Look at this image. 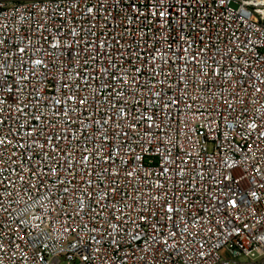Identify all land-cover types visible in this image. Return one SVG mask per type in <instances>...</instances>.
Instances as JSON below:
<instances>
[{"label": "built area", "instance_id": "obj_1", "mask_svg": "<svg viewBox=\"0 0 264 264\" xmlns=\"http://www.w3.org/2000/svg\"><path fill=\"white\" fill-rule=\"evenodd\" d=\"M0 140V264H264V2L0 0Z\"/></svg>", "mask_w": 264, "mask_h": 264}, {"label": "snow or ice", "instance_id": "obj_2", "mask_svg": "<svg viewBox=\"0 0 264 264\" xmlns=\"http://www.w3.org/2000/svg\"><path fill=\"white\" fill-rule=\"evenodd\" d=\"M221 2L223 3L224 0H221ZM262 2H264V0H262ZM161 3H163V0H161ZM91 11H92V10L89 9V12H91ZM159 15H160L161 17H163V16L165 15V13H164V12H160ZM21 50H22V49H21ZM37 63H40V61H37ZM259 90H260V89H257V91H259ZM70 99H73V100H74L75 98H74V97H71ZM57 103H59V101H58ZM79 103L83 104L84 101H83V100H80ZM65 114H66V113H65ZM0 143H3V141L0 140ZM253 195H255V193H253ZM232 204H233L234 207L236 206V205H235V201H232Z\"/></svg>", "mask_w": 264, "mask_h": 264}, {"label": "rangeland", "instance_id": "obj_3", "mask_svg": "<svg viewBox=\"0 0 264 264\" xmlns=\"http://www.w3.org/2000/svg\"><path fill=\"white\" fill-rule=\"evenodd\" d=\"M240 261H241V262H245L246 260H245V259H243V258H240Z\"/></svg>", "mask_w": 264, "mask_h": 264}]
</instances>
